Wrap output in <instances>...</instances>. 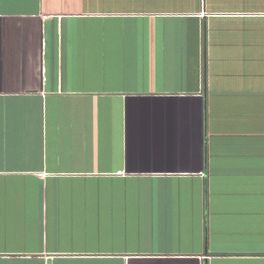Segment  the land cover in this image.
Returning <instances> with one entry per match:
<instances>
[{
    "label": "crops",
    "instance_id": "crops-1",
    "mask_svg": "<svg viewBox=\"0 0 264 264\" xmlns=\"http://www.w3.org/2000/svg\"><path fill=\"white\" fill-rule=\"evenodd\" d=\"M0 264H264V0H0Z\"/></svg>",
    "mask_w": 264,
    "mask_h": 264
}]
</instances>
